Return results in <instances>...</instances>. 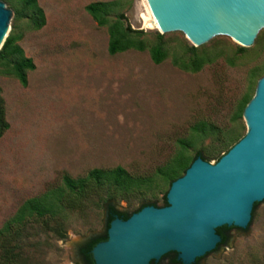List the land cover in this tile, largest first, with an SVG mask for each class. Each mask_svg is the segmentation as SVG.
<instances>
[{"label":"rangeland","instance_id":"rangeland-1","mask_svg":"<svg viewBox=\"0 0 264 264\" xmlns=\"http://www.w3.org/2000/svg\"><path fill=\"white\" fill-rule=\"evenodd\" d=\"M0 1L12 15L7 37L14 32L16 45L35 67L27 72L26 87L0 73L8 125L0 137V229L22 203L63 190L64 175L83 178L93 169L121 167L152 181L142 196L111 202L118 212L131 214L152 199L159 204L168 191L159 171L183 151L180 142L190 158L197 152L217 157L228 148L222 134L246 133L243 117L234 114L264 76V29L248 48L226 36L196 47L182 33L145 28L146 0H36L45 25L35 30L27 19H14L15 0ZM96 2L113 3L110 20L122 16L147 44L162 35L166 59L155 65L147 51L110 56L107 28L85 11ZM196 58L204 60L199 71L178 67ZM199 123L220 135L196 139L192 127ZM110 193L94 191L65 204L58 218L67 233L64 241L43 227L31 229L26 264H81L79 247L105 232ZM227 236L225 245L198 264H264V201L246 229ZM172 257L157 264H171Z\"/></svg>","mask_w":264,"mask_h":264},{"label":"water","instance_id":"water-1","mask_svg":"<svg viewBox=\"0 0 264 264\" xmlns=\"http://www.w3.org/2000/svg\"><path fill=\"white\" fill-rule=\"evenodd\" d=\"M163 34L179 32L200 46L226 36L250 47L264 29V0H147ZM11 12L0 1V49ZM243 110L244 137L215 164L196 157L170 185L167 206H146L127 220L115 217L107 240L91 250L94 264L158 263L175 254L194 264L216 250L221 227L244 230L264 201V76Z\"/></svg>","mask_w":264,"mask_h":264},{"label":"trees","instance_id":"trees-1","mask_svg":"<svg viewBox=\"0 0 264 264\" xmlns=\"http://www.w3.org/2000/svg\"><path fill=\"white\" fill-rule=\"evenodd\" d=\"M16 8L14 9V19H27L33 29L39 30L45 25V17L43 11L37 6L36 0H15ZM114 4L106 2L91 3L85 6V11L93 19L98 27H106L108 34L107 52L110 56L125 53L127 51H136L149 53L153 64L159 65L166 59V50L162 42V35H158L157 41L153 45L147 44L142 39V32L131 30L124 22L122 16H118L113 21L110 20V15L113 12ZM18 37L13 31L5 39L0 49V73L11 74L22 87L27 84V72L35 69L31 59L23 55V51L17 46ZM194 50L193 48H190ZM204 64V60L196 58L188 64L181 63L178 67L187 72L195 73L199 71ZM254 96V95H253ZM251 95H246L234 114L235 119H240L243 115V110L252 99ZM196 139H206L210 136L218 135V129L215 127L199 123L192 127ZM8 130V125L5 120L4 102L0 92V137ZM220 135V134H219ZM245 134L239 136L238 133L229 131L222 134V144H227L228 148L223 155L214 157L212 155L204 156L201 152H197L193 158H190L185 152L186 145H182V152L176 156L168 166L159 171L161 181L165 182L168 190L172 182L182 177L185 171L190 167L196 157L202 158L209 163V159L214 158L216 162L224 156L236 143H238ZM63 190L48 192L47 194L27 200L22 203L12 218H10L0 229V264H26L24 245L30 237V230L35 227H43L44 233H50L55 236L58 241H64L67 238L66 230L62 223L58 220L66 209V205L71 199L80 201L86 198L94 191L108 190L111 192L107 198V210L122 220H127L132 214L139 212L146 206L163 208L167 206L166 194L161 202L156 199L143 202L138 208L129 213H121L115 210L112 203L118 204L117 197L127 199L129 196H142L146 190L152 186V181L141 178L132 177L121 167H115L108 170L93 169L90 170L85 177L72 179L67 175L62 177ZM117 198V199H116ZM118 199V200H120ZM112 202V203H111ZM259 203H255L252 211V218L255 214ZM112 218L107 220V227ZM251 223V222H250ZM41 224V226H39ZM235 228L221 227L216 230L220 236L221 242L218 247L226 244L228 240L227 233ZM107 237L102 236L91 240L80 249V254L84 258L85 264H94L90 251L95 244L106 241ZM168 254L165 257H169ZM209 255V254H207ZM205 255L204 257H206ZM203 257V258H204ZM202 259V258H201ZM197 259L194 264H198ZM171 264H181L176 255L171 258Z\"/></svg>","mask_w":264,"mask_h":264},{"label":"flooded vegetation","instance_id":"flooded-vegetation-1","mask_svg":"<svg viewBox=\"0 0 264 264\" xmlns=\"http://www.w3.org/2000/svg\"><path fill=\"white\" fill-rule=\"evenodd\" d=\"M115 208V207H114ZM116 210V209H115ZM115 217H117V216H115L114 214H112V212H110L109 211V208H108V210H107V215H106V229H105V232L102 234V235H100L99 237H102V236H105L106 235V237H107V230H108V227H109V225H108V227H107V220L110 218H112V220H114V218ZM111 220V221H112ZM110 221V222H111ZM110 224V223H109ZM99 237H97V238H99ZM93 239H96V238H92V239H90V240H88L87 242H85L84 244H82L80 247H79V249H78V257H79V259H80V261H81V264H85L84 263V258H83V256L80 254V249L85 245V244H87L88 242H90L91 240H93ZM104 242V241H103ZM100 243V242H99ZM96 245V244H95ZM94 245V246H95ZM93 249V248H92ZM90 253H91V251H90ZM91 256H92V254H91ZM172 256H174V254H172ZM150 264H157V263H150Z\"/></svg>","mask_w":264,"mask_h":264},{"label":"bare ground","instance_id":"bare-ground-1","mask_svg":"<svg viewBox=\"0 0 264 264\" xmlns=\"http://www.w3.org/2000/svg\"><path fill=\"white\" fill-rule=\"evenodd\" d=\"M147 1V0H146ZM144 27L145 28H149V29H155L158 30L160 32H162V30L157 26L155 20L153 19L151 12H150V17L145 18L144 19ZM163 33V32H162ZM186 37V36H185ZM187 38V37H186ZM188 39V38H187ZM192 43V42H191ZM193 44V43H192Z\"/></svg>","mask_w":264,"mask_h":264}]
</instances>
